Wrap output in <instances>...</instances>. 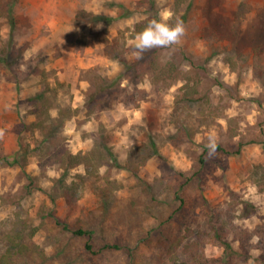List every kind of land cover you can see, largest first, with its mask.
Returning a JSON list of instances; mask_svg holds the SVG:
<instances>
[{"label":"rangeland","instance_id":"1","mask_svg":"<svg viewBox=\"0 0 264 264\" xmlns=\"http://www.w3.org/2000/svg\"><path fill=\"white\" fill-rule=\"evenodd\" d=\"M1 2L0 57L25 75L0 64V264H171L161 242L212 227L231 248L204 243L202 264H264V0ZM152 19L185 31L143 68L132 34Z\"/></svg>","mask_w":264,"mask_h":264},{"label":"trees","instance_id":"2","mask_svg":"<svg viewBox=\"0 0 264 264\" xmlns=\"http://www.w3.org/2000/svg\"><path fill=\"white\" fill-rule=\"evenodd\" d=\"M180 0H177V2H179ZM189 5V4H188ZM0 15H3V17H7V21L10 24V26H13V16H12V8H10L7 4L2 3L0 0ZM89 15V14H88ZM94 18V20L96 19H102L104 21H110V18H104V17H98V16H92ZM80 17L78 16L77 19H79ZM150 20L146 21L143 25L142 24H137L135 26L134 32L132 34V36L136 35L137 33H139L140 31H142L144 29V27L147 25V23ZM107 46V54L110 56H113L115 59L124 62L123 57H122V47H119L118 43L116 41H113V43H109L108 40H104ZM146 54V55H145ZM144 55L143 58L141 59V64L140 66H142L143 68L147 67L148 65H151V67L154 66V61H155V55H154V51L149 52V50H145L144 51ZM150 58H146L149 57ZM8 60H6V58L0 57V64H2L5 68V70L7 71H11V77L12 80L17 81V78L20 80L21 79V75L24 76L25 73L23 72H19L16 71L10 67H7ZM1 66V65H0ZM2 67V66H1ZM134 67V65H133ZM127 70H132V65L128 66L126 68ZM176 70V68L174 66H171L170 64L166 66V68L164 69V67L161 68L159 73H174ZM35 73H39V71H36ZM43 73V72H40ZM18 75V76H17ZM17 77V78H14ZM115 82V81H114ZM114 82L108 83L106 86L107 88L112 87V84H114ZM188 99H193V94L189 93L187 95ZM33 107H34V113L37 116V122L35 123V126L37 127V129L41 132V133H46V137L44 138V140L48 141L49 139H51L54 135V133L52 134V132H50V130L53 128H50L52 125L51 120H46L45 118L46 116V106L44 104V102L41 101L40 97H34L33 99ZM53 141V140H52ZM50 141L49 146L52 144ZM55 144V143H54ZM243 146V144H238L237 145V149L232 153V154H239L241 147ZM57 149H55L52 153V156L50 157V159L53 162H58L59 166L64 168V169H71L75 166H78L80 163H85V158L83 156H79V155H74L71 154L70 152H68L65 149H59L57 146H53ZM217 149L221 150L220 147L215 146ZM139 155V159L143 160L144 157L140 156V151H136L134 150L133 153L131 154V156L137 157ZM90 159V158H89ZM0 162L1 163H7L6 159L3 157H0ZM14 163V162H13ZM17 163V162H15ZM200 163H203V160H200ZM64 229H67V227L64 225ZM73 235L75 236H88L90 237L91 235V231L89 230H82V229H74L72 230ZM204 243H218L220 244L224 249H228L230 250V245L224 241V237L223 235H221V231H219V229L212 227L211 229V233H207L206 235L204 234H198L196 236V238L194 240H191L187 243H183L181 239L174 241V242H167V241H163L161 242V245L163 247H165L166 252H167V258L168 261L171 264H202L204 261V254H203V245ZM86 249H90V245L86 244ZM104 249H117V246L115 245H105L103 247ZM23 249L22 246H20L17 251H21ZM8 254V252H7ZM187 257L188 258V262L183 261V258ZM162 261V260H161ZM159 262V264H163L162 262ZM190 262V263H189ZM207 264V262H206Z\"/></svg>","mask_w":264,"mask_h":264},{"label":"clouds","instance_id":"3","mask_svg":"<svg viewBox=\"0 0 264 264\" xmlns=\"http://www.w3.org/2000/svg\"><path fill=\"white\" fill-rule=\"evenodd\" d=\"M184 31L185 29L181 21L170 25L167 22L152 19L142 31L135 35L131 43L134 49L142 54L147 49L164 48L178 43ZM210 148L214 151V142L210 145Z\"/></svg>","mask_w":264,"mask_h":264},{"label":"crops","instance_id":"4","mask_svg":"<svg viewBox=\"0 0 264 264\" xmlns=\"http://www.w3.org/2000/svg\"><path fill=\"white\" fill-rule=\"evenodd\" d=\"M261 197H263V198H264V193H262V194H259V193H258V194H257V198H259V199H260ZM260 210H261V208H260Z\"/></svg>","mask_w":264,"mask_h":264}]
</instances>
